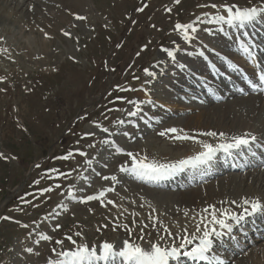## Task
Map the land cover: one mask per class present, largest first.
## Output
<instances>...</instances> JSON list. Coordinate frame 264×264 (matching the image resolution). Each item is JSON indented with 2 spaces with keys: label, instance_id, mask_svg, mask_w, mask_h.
I'll return each instance as SVG.
<instances>
[{
  "label": "rangeland",
  "instance_id": "1",
  "mask_svg": "<svg viewBox=\"0 0 264 264\" xmlns=\"http://www.w3.org/2000/svg\"><path fill=\"white\" fill-rule=\"evenodd\" d=\"M225 2L241 7L261 4V0H181L179 4L174 0H0V16L4 18L0 22V49H8L7 53L0 52V152L9 157L8 160L0 159V264H49L56 256L48 250H61V246L54 241L63 239L64 247L70 248L71 244L64 239L70 234L78 243L88 242L93 246L108 241L118 248L126 239L144 247H148L149 242H159L163 246L179 244L183 236L190 235V231L188 233L182 227L185 225L183 221L186 223L194 214L200 221L202 216L208 217L209 214L200 209H205L203 206L197 207L198 210L191 213L190 207L183 205L176 195H168L191 192L200 189L202 185H212L215 181L225 182L227 175L231 173L242 175L237 176L236 180L231 178L228 184L220 186H226V199H217L220 204L216 208L218 215L222 209L240 213L243 200H239L243 197L259 198V195L250 194L248 189L252 185L259 190L258 194L263 192L264 182L259 180L258 171L261 169V176H264V161L240 171L237 166L240 165L241 155L247 157L243 161L250 162L245 150L238 152L240 158L234 159H227L228 154L219 152L209 165H202L198 169L187 168L184 175L177 173L171 176L173 180L170 181V186H167L169 183L161 187L151 186L123 175L119 168L126 163L131 166L129 158L116 167L111 165L112 160L123 154L115 150L117 147L125 151L138 148L141 155H149L150 159L174 162L176 154L183 150H175L173 154L167 155V142L172 139L156 133L171 127L183 129L178 122L170 124L172 119L184 118L190 113L197 114L204 108L221 112V108H214L216 104L238 97L237 93L244 97L242 91H239L226 99L211 102L205 89L202 90L206 93L203 97L198 96L197 92L191 93L187 88H198L190 86L186 80L181 89L175 90V94L172 93L176 97L175 105H196L197 109L185 108L181 113H170L169 101L165 95L170 79L167 81V76H164L166 81L160 83L154 91L157 96H142L145 104L144 107V104L141 106L143 111L135 117L128 115L133 108V103L129 101L135 102L137 90L140 86L144 87V82L147 81L148 76L143 70L148 68L154 71L160 66L159 57L164 53L162 49H171L174 44L181 47L180 54H188L204 44L199 63L207 66V72L195 69L190 79L201 83L204 76L208 77L210 81L206 88L211 91L216 85H235V82L225 79V71L227 77L236 79L230 72L236 69L231 68L234 61L228 57L235 54L233 49L237 52V47L230 49L219 44L217 35L221 33L222 25L215 24V27L214 24L196 21L197 17L203 19L206 14H215L216 10L210 7L211 4ZM144 4L148 7L143 12L138 11ZM166 8H171L172 11L169 13ZM78 15L86 19L77 20ZM33 20L37 22L34 23ZM176 23L196 24L197 31L193 33L191 42L185 41L179 32L174 31ZM253 25L255 27H246H249L246 30L250 32L247 39L253 38L259 46L264 47V16L259 17ZM257 26L260 27L257 33L261 37L254 30ZM223 27L228 31L226 26ZM64 31L71 33V36H64ZM230 34L232 35L231 32ZM222 35L231 40L225 32L219 37ZM214 50L217 51L215 57L218 59L227 52L224 55V59H227L225 64L213 58ZM233 57L240 64L241 71L248 70L252 77V64L248 65L244 60ZM263 57L264 55L257 59L261 67ZM185 66L186 62L177 58L170 65V70L185 71ZM234 73L239 76L241 74L237 71ZM239 76L236 82L239 83L238 86H242ZM251 81L256 83L257 79L252 77ZM246 84L247 87L251 85ZM252 94L259 95V92L253 91ZM151 99L156 100L157 108L148 103ZM152 107L154 110H151ZM225 110L226 107L222 111ZM156 111L166 117L161 118L159 123L150 121ZM259 117L264 121L263 115ZM124 119L129 122L123 125L118 123ZM145 119L149 123H145ZM104 127L109 129V133L102 131ZM255 129L239 131L238 135L246 132L255 135L257 141L251 149L261 155L264 136L255 132ZM89 132L95 135L85 137L84 134ZM106 138H111L113 143L106 145L103 142ZM155 139L158 140L157 143ZM199 139L214 144L216 137L208 140L202 135ZM90 144L94 147H89ZM77 150L86 152L87 156H80ZM196 150L200 152L203 149ZM102 151L107 156L100 155ZM69 152L76 153L74 158L58 159ZM248 154L254 156L251 150ZM12 157L15 159H11ZM88 159L92 160L91 166L87 164ZM230 161L235 169H223ZM97 165H100V169L96 168ZM52 169L58 172H53ZM115 173L117 181L108 182L102 179L105 175L111 176ZM241 178L246 181L244 185ZM253 178L255 180L251 182ZM131 183L145 187L129 195L127 190L130 186L127 184ZM149 186L156 187L161 194L150 195L144 191ZM109 187L115 191L106 193L103 202H80L87 195H99ZM109 194H114L115 198L108 197ZM238 195L240 198H237ZM228 198L237 201V204L230 207ZM261 199L264 202V197ZM108 200L122 206L119 208L121 211L114 209L113 203L112 206L108 204ZM262 213L254 217L252 214L250 217L246 216L240 224L229 221L233 224L232 232L225 231L220 238L221 242H217L215 238V245L209 254H223L228 258L225 264H264ZM3 217L10 219L4 220ZM57 224L61 225L59 229H55ZM125 226L132 229L131 237ZM165 228L172 236H167ZM76 232H81L82 236L76 237ZM41 234L52 236L53 242L40 240ZM140 234H143V240L139 239ZM160 236L165 239L160 240ZM196 243L198 240L189 245L188 250ZM29 248L32 249L31 252L27 251ZM40 254H46V259L39 263L36 257ZM190 261L189 257H185L184 264H209L205 260H194L192 263ZM171 262L183 264L180 258Z\"/></svg>",
  "mask_w": 264,
  "mask_h": 264
},
{
  "label": "snow or ice",
  "instance_id": "2",
  "mask_svg": "<svg viewBox=\"0 0 264 264\" xmlns=\"http://www.w3.org/2000/svg\"><path fill=\"white\" fill-rule=\"evenodd\" d=\"M176 4H179L181 0H174ZM148 5L144 4L142 7L137 10L143 12ZM207 7V5H205ZM210 7L215 11V14H206L202 19L197 17L196 21L201 23H210L222 25L220 31L224 32L227 26L228 28L235 29H244L249 25H253L257 19L261 16H264V0H261L260 5L241 7L236 4H211ZM166 11L169 13L172 11L171 8H166ZM77 20L86 19L83 16H76ZM155 27V25H152ZM174 31L179 32L185 41L191 42L193 39V33L197 31L195 23H176L174 25ZM64 36L70 37L71 33L64 31ZM47 35V34H45ZM244 36H248L247 32L242 33ZM147 48V45L144 46ZM241 49L247 54V56L255 59L254 56V44H248L241 42ZM168 57L175 58V52L169 48L162 49ZM0 52L7 53L8 49L2 48ZM139 55V53H137ZM203 55V53H201ZM144 73L148 77H155L157 73L151 71L148 68H145ZM137 79H139L137 77ZM252 88L257 91L264 92V69L261 70L259 75V83H253L249 81ZM122 91H127L129 89H121ZM134 90V89H132ZM133 106L136 108V111L128 112L129 116H137L142 109L138 106L139 102H132ZM151 103V101H148ZM119 124H124V120L118 121ZM99 128L100 125H97ZM104 133H109L107 127L102 128ZM85 137L94 136L95 133L89 132L84 134ZM125 135H129L125 133ZM160 136H170V138L177 141H187L194 140L195 142L201 144L202 151L198 152L195 155L188 156L186 158L174 161V162H160L156 159H150L147 155H141L140 153H134L132 151H125L123 148L117 147L115 150L121 152L129 158L130 165L127 163L122 164L119 168V171L123 173H131L136 178L140 180H161L169 178L176 173L183 172L187 168L198 169L202 165H209L210 162L216 157V154L219 152H224L228 155H232L234 151L241 152L248 150L251 146L256 143L257 137L251 133H243L240 135H233L231 137L224 132L217 133L216 131H207L202 132L199 135L208 136V137H219L221 139L220 143L213 144L206 141L197 140L195 136L189 135L183 129H178L176 127L166 128L159 133ZM131 139V136H129ZM105 144L113 143L108 139L103 141ZM89 147H94V145H89ZM77 153L80 156H87L86 152L77 150ZM76 153L69 152L67 155L58 157V159L69 160L74 158ZM255 155V153H253ZM0 159L8 160L9 157L6 156L3 152H0ZM11 159H15L12 157ZM87 164L92 165V160L88 159ZM53 172H58L56 169H52ZM58 175H67L64 173H58ZM104 181H117V176L115 175H105L102 177ZM59 187V185H57ZM48 191V189H45ZM115 191L114 188L109 187L104 191H101L99 195H87L86 198L82 199L81 203H87L89 201H100L103 202V199L106 196V193ZM108 204L114 203L111 200H108ZM232 204H237V201H231ZM107 206V205H105ZM241 213H236L227 209L220 210L219 215L217 214L216 207L210 205L206 207L203 211L208 213V217H201L200 224L196 225V233H201L202 235H187L183 236L180 240L179 245L173 243L169 246H163L161 243L149 242L148 247L142 246L140 243H136L131 239H126L122 241V246L119 250L116 249V246L113 243L108 241H103L98 246L89 245L88 243H78L77 239H74L73 235H66V239L72 247L65 248L64 240H55L54 243L61 246V250L57 251L56 248H52L51 251L55 253L56 259L49 262V264H170L171 261L178 260L181 255L192 258L193 260H205L209 261V264H225V262L218 255H208L212 251L213 245L215 243L214 238H221L225 231L231 233L233 230V224L229 221H234L236 224H240L246 215H251L259 211H264V202H261L259 199L253 198H244L242 204ZM4 220H9L10 217H3ZM206 221V222H205ZM203 224V228H201ZM25 228L28 225H23ZM218 226V227H217ZM61 225H55V229H59ZM125 230L129 233L131 237L132 229L125 226ZM164 231L167 233V236H172V233L165 228ZM76 237H81V232L74 233ZM140 240L144 239L143 234L139 236ZM160 240L165 239L164 236L159 237ZM40 240L53 242V237L46 234H41ZM195 240H198V243L190 251H183L189 245H192ZM40 241L38 240L37 243ZM27 251L31 252L32 249L29 248Z\"/></svg>",
  "mask_w": 264,
  "mask_h": 264
},
{
  "label": "bare ground",
  "instance_id": "3",
  "mask_svg": "<svg viewBox=\"0 0 264 264\" xmlns=\"http://www.w3.org/2000/svg\"><path fill=\"white\" fill-rule=\"evenodd\" d=\"M3 20H4V18L0 16V22H2ZM33 22L36 23L37 21L33 20ZM244 32H247L248 34L250 33L246 29H244V30L240 29L241 35ZM208 33H210V32H208ZM213 33L214 32H212V34ZM211 36H214V35H211ZM242 36H244V35H242ZM229 39H231V38H229ZM245 39L248 42L252 41L251 44H254L257 47L258 51L260 53H262V55H260L259 52L254 53L255 59H253V58L247 56V54L242 49L238 48L237 49L238 54L236 55V57L238 59H241V60H245V58L251 60V64L253 66H256V68L257 67L259 68V74H260V71L262 69H264V57H263V60H262V62H263L262 67H260V65L259 66L257 65V61L259 60V56H263L264 55V47L259 46L256 41L252 40L253 38H251V39L250 38L249 39L245 38ZM220 45H224V46H226V47H228L230 49L236 47V43L234 42V40H232V39L228 40V38L226 36H223V35L220 37ZM203 46H204V44H201L200 47H198L195 50L190 51L188 54H180L181 47H178L177 44H174L173 47L171 48V50L175 52V58L168 57L166 53H163V55H161L159 57L160 60H161L160 66H158L157 68L154 69V71L157 73V75L155 77H148L147 81L144 82L145 83L144 87H142V86H140V88H139V86L136 87V89L139 88L137 90L138 92H136L137 99L135 100V102H139L138 106L142 109L141 106H142V104H144V100H143L142 96L143 97H147V98H150L152 96L156 97L157 95L154 94V91L157 89L156 87H158V85H160V83L166 81L165 80L166 78H167V81L170 79L169 80L170 81V86L165 91L166 92L165 95L167 96V101H169L168 103L170 105L169 106V108H170L169 112L170 113H181V110H183L185 108L190 109V110H196L197 109L196 105L184 106V107H180V106H176L175 105V101L174 100H175L176 97L173 96L172 93L175 90L181 89L182 83H184L186 80H188V84L190 86H197V88H198V90H193V89L187 88L191 93L196 94V92H197L198 96L200 95V96L203 97V95H206V93H204L202 90L205 89L206 90L205 92H207L209 94V97H210L209 100L211 102H216L217 100H220V99H226V98L230 97L231 94L233 95V93H236V92H239V91H242L241 93H242L243 96L245 94H248L250 92L249 88H245V87H239L238 88L233 83H230L229 85H226V84H224V85L222 84V85H218V86L216 85V87H213L214 89H212V91H211V90L206 88L207 82L210 81V79L208 77H206V76H204L202 78V82L201 83H198L196 80L190 79V77L193 75V71L195 69H202V70H204V72H207V70H206L207 66L206 65H205V67L201 66L200 63H199L200 57L203 56V55H201V53H203V51H202V47ZM145 54H146V52H145ZM229 55H231V54H229ZM29 56L33 57L32 54H29ZM233 56L234 55L232 54L231 57H232L233 61L235 62L236 60H234ZM256 56H257V58H256ZM177 58H178L179 61L183 60V61L186 62L185 71H183L181 69H177V70L172 72L170 70L171 69L170 65L173 64L174 60H177ZM164 76L165 77L167 76V77L165 78ZM240 76H243L246 79H249L247 73L246 74H240ZM242 86H244V85H242ZM226 87H228V88H226ZM231 90H233V91H231ZM173 94H175V93H173ZM239 94L240 93L236 94V95H238V97L232 98L231 100H228V101H226V102H224L222 104H216L214 106L215 109L221 108V112H215V111L212 112V110H209V108H204V110L202 112H199L197 114L196 113H190L187 116H185L184 118H180V119H177V120H173L172 119V120H170L169 123L170 124H174V123L177 124L176 122H178L179 124H182L183 130H185L186 132H189V135L195 136L197 140H200L199 138L202 135H199V134L202 133V132H207V131L224 132V133H227L229 137H231L233 135H238L239 131H245V130L248 131L250 128L251 129L249 131H254L253 128H256L255 132L261 133L264 136V124H263L264 121H263V119L261 120L260 117H259V115L260 116L261 115L264 116V114H263L264 113V100L261 99V97H259L258 95L249 94L247 96L241 97V94L240 95ZM236 95H234V96H236ZM263 96H264V94H262V97ZM201 101H204V100H201ZM153 104L156 107L157 102H156V100L151 99L150 105L154 106ZM144 106H145V104L143 105V107ZM225 107H226V110L222 111ZM151 110H154L153 107L151 108ZM132 111H136V108L134 106L132 108ZM148 111H150V110H148ZM148 111H146V112H148ZM145 115H146V113H145ZM158 115H159V113L156 111L155 114L153 115V117L151 116L152 120H150V121H152L153 123H159V122L162 121L161 118H163V119L166 118L164 115H159V116ZM167 115H169L168 112H167ZM154 119H156V120H154ZM140 120H143V119H140ZM124 121H125L124 124L129 122L128 119H124ZM144 121H145V123L146 122L149 123V121L146 120V119ZM121 125H123V124H121ZM237 126H239V128H236ZM229 131H231V132H229ZM255 132H253V133L255 134ZM159 133H156V134L159 135ZM258 133H256V134H258ZM167 138H170V136H167ZM213 138L214 137L204 136V139H208V140L209 139L213 140ZM106 139H108L109 141H113V140H111V138H106ZM155 141H156L155 143L158 142L157 139H155ZM220 142H221V139L219 137H216V139L214 141V144H217V143H220ZM106 145H109V144H106ZM151 145H152V143H151ZM167 146H168L167 155L173 154V152L175 150H183L182 152L177 153L176 157L174 155H172V157H175L174 161L186 158L188 156L195 155V154H197L199 152L196 149L197 148H202L201 144L195 142L194 140H187V141H183V140L177 141L176 140L175 141L174 139H172L171 142H169V141L167 142ZM193 146L195 147L194 149H193ZM130 151H132L134 153H140L138 148H133ZM104 153L105 152L102 151L100 153V155H102V156L106 155ZM217 155H218V153H217ZM147 156L149 157V155H147ZM241 156H242V158L239 159L240 160V165L237 166V167L240 168V171H244L248 167L256 165L257 162L264 161V149H263L262 155H257V154L254 155L256 157L255 158L256 160L253 163L243 161L247 157L244 156V155H241ZM165 157H166V155H165ZM126 159H128V157L126 155L119 154L115 160L111 161V165L116 167L121 161L126 160ZM224 159H226V158H224ZM230 162H232V161H230ZM230 162L223 169H228V168L231 169V168H233L234 165H230ZM96 168L100 169V165H97ZM233 169H235V168H233ZM185 172H186V169L183 172H179V173L181 175H184ZM117 173H115L114 175L116 176ZM258 173L260 174L259 180H261V182L262 181L264 182V176H261L262 170L260 169L258 171ZM124 174L127 175L128 177H130V179H135V180L140 181L142 183H148V185L150 184L151 186H156V187L165 186V185H167V183H169L167 186H170V181L173 180L172 177H169V178H166V179H161V180H158V181L157 180H140V179L136 178L134 175H132L131 173H123V175ZM241 175L242 174H239V173H231L230 175H227L228 179L225 182L215 181V182H212V185H210V183L206 184L204 186L202 185V187L200 189H196V190L191 191V192H185V193L181 192V193H176V194L167 193V195L168 194H169L168 196L176 195V197L179 199V201L182 204L184 203L183 205H187V206L190 207V212L191 213L196 212L198 210V209L196 210V208L200 207V206H203V207L206 208V207H208L210 205H214L216 208H218L220 204H218L217 199H219V198H222L224 200L226 199V197H225L226 196V186H224V187H220V186L228 184L229 181L231 180V178H234L236 180V177L237 176H241ZM253 180H255V178L251 179V182ZM241 181H242V185H244L245 184L244 182H246L244 178H241ZM115 185H121V184L115 183ZM127 185L130 186V188L128 187L129 189L127 190L129 195H131V192H133V191L137 192V190H140L141 188L145 187V186L139 185L137 183H131V184H127ZM242 185H241V187H242ZM156 187L152 188V187L149 186L144 191L150 193V195H159V194H161L160 191L156 189ZM249 187L250 188L248 189L249 190L248 192L250 194L259 195L258 199L261 202H263V200L261 198L264 197V188H263V192L258 194L259 190L254 188L252 185H250ZM219 195H222V196H219ZM126 196H127V194H126ZM108 197L115 198V195L114 194H109ZM130 197H132V196H130ZM237 198H240V195H238ZM244 198L245 197H243L241 200H239V202H241ZM231 200H232V198H228V203H230L229 204L230 207L233 206V204L231 203ZM223 205H226V204H223ZM223 205H221V206H223ZM120 207H122V206H120L118 204L116 205V204L113 203V208L114 209L119 210ZM200 209H202V211L204 210V208H200ZM240 210L242 212V208ZM119 211H121V210H119ZM194 215H193V218L192 219H188L186 221V223L183 221V223L185 225H183L182 227L184 228V230H188V233L190 231L191 235L198 236L199 233L195 232V228H196L197 224H200L201 219H200V221L197 220L199 218H197V217L195 218ZM202 215H204V214H202ZM255 216H258V215L255 214ZM201 225H203V224H201ZM178 227L180 228V226H178ZM177 232H179V230ZM214 240H215V238H214ZM217 240H218L217 242H221L220 238L217 239ZM176 244H178V243H176ZM169 245H172V243H170ZM169 245L167 244V246H169ZM224 245L227 246V243H224ZM121 246L122 245H120V247ZM120 247H118L116 249L119 250ZM188 249L189 248H186L183 251H188ZM48 251H51V249L48 250ZM51 252H50V254H51ZM208 255H210V254L208 253ZM212 255H215V254L213 253ZM181 256H184V255H181ZM220 257L225 263L227 262L226 260L228 258L224 257L223 254H221ZM45 259H46V254H40V255H38L36 257V260L39 261V263L42 262V261H45ZM176 261L177 260H174V262H176ZM205 262H209V261H205ZM36 263H38V262H36ZM170 264H173V263L170 262Z\"/></svg>",
  "mask_w": 264,
  "mask_h": 264
}]
</instances>
